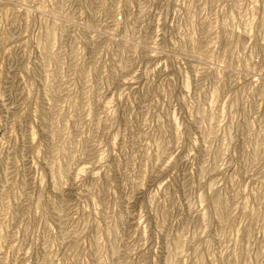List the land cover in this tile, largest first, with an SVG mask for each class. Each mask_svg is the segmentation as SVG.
I'll list each match as a JSON object with an SVG mask.
<instances>
[{
    "label": "rangeland",
    "instance_id": "obj_1",
    "mask_svg": "<svg viewBox=\"0 0 264 264\" xmlns=\"http://www.w3.org/2000/svg\"><path fill=\"white\" fill-rule=\"evenodd\" d=\"M0 264H264V0H0Z\"/></svg>",
    "mask_w": 264,
    "mask_h": 264
}]
</instances>
